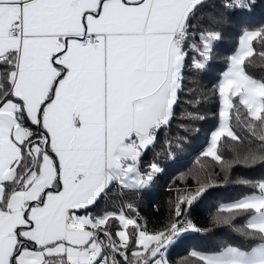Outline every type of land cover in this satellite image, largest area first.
Returning a JSON list of instances; mask_svg holds the SVG:
<instances>
[{"label": "snow or ice", "instance_id": "obj_1", "mask_svg": "<svg viewBox=\"0 0 264 264\" xmlns=\"http://www.w3.org/2000/svg\"><path fill=\"white\" fill-rule=\"evenodd\" d=\"M206 2L0 0V264H169L177 238L209 231L189 215L206 183L178 189L159 230L101 204L163 171L143 156L173 119L186 74L205 70L221 39L200 26ZM256 55L264 26L243 30L214 85L219 124L203 155L224 170L264 161V78L246 71ZM228 151L231 160L218 154ZM239 183L249 192L221 206L220 222L244 217L236 231L261 242L193 249L186 264H264V177Z\"/></svg>", "mask_w": 264, "mask_h": 264}, {"label": "trees", "instance_id": "obj_2", "mask_svg": "<svg viewBox=\"0 0 264 264\" xmlns=\"http://www.w3.org/2000/svg\"><path fill=\"white\" fill-rule=\"evenodd\" d=\"M231 2L233 0H207L200 9L204 13L199 22L201 28L219 31L221 39L214 42L206 69L186 74L184 91L179 93L173 119L169 126L159 131L155 144L143 156L145 164L155 161L163 171L146 190L117 188L107 202H101L102 206L107 203L110 209L122 206L127 215H138L140 223L146 224L149 231L159 230L171 219V202L178 189H195L200 184H208L207 191L191 207L189 215L201 229L209 231H188L177 238L166 252L169 264H186V258L193 249L218 250L225 243L247 248L261 242L258 236L245 237L236 231L246 223L244 217L235 218L231 223L220 222L229 216L220 208L249 192L239 181L264 177V161L252 164L234 162L230 169L224 170L221 163L203 155L212 131L219 124L220 104L214 85L227 69L229 57L236 51L243 30L264 26V0H251L249 9L229 10L224 7V4ZM209 13L217 18L222 17V22L211 23ZM246 64V71L250 75L264 78V58L256 55ZM186 113L204 119L189 118ZM233 125L239 134L248 135L235 121ZM227 139L222 138V141ZM218 154L224 159H232L230 151ZM129 204L133 206V211L127 210Z\"/></svg>", "mask_w": 264, "mask_h": 264}, {"label": "rangeland", "instance_id": "obj_3", "mask_svg": "<svg viewBox=\"0 0 264 264\" xmlns=\"http://www.w3.org/2000/svg\"><path fill=\"white\" fill-rule=\"evenodd\" d=\"M226 70H227V69H226ZM226 70H225V71H226Z\"/></svg>", "mask_w": 264, "mask_h": 264}]
</instances>
